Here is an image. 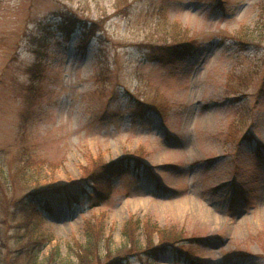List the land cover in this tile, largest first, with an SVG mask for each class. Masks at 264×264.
Here are the masks:
<instances>
[{
	"label": "rangeland",
	"instance_id": "obj_1",
	"mask_svg": "<svg viewBox=\"0 0 264 264\" xmlns=\"http://www.w3.org/2000/svg\"><path fill=\"white\" fill-rule=\"evenodd\" d=\"M263 6L0 0V174L14 180L0 193L68 188L105 162L119 167L98 193L87 183L78 200L42 211L54 235L42 258L58 247L55 264H78L89 221L104 230L105 261L129 249L132 217L139 246L185 240L123 264H264ZM183 41V53L164 50ZM35 51L38 74L27 72ZM28 154L36 166L14 174Z\"/></svg>",
	"mask_w": 264,
	"mask_h": 264
},
{
	"label": "trees",
	"instance_id": "obj_2",
	"mask_svg": "<svg viewBox=\"0 0 264 264\" xmlns=\"http://www.w3.org/2000/svg\"><path fill=\"white\" fill-rule=\"evenodd\" d=\"M264 10V6H263ZM67 23V22H66ZM68 29L73 28V23L67 24ZM96 29L90 30L86 36L93 35ZM72 30H69L71 32ZM190 43L183 41L179 43L168 44L164 47V50L172 52L173 54L183 53L190 49ZM36 53L35 61L28 68L27 72L39 73L41 71L39 64V55ZM34 89H32L33 91ZM30 155L25 156V161L21 162L22 165L16 167L14 174L20 173L26 174L31 170L32 166H36L31 163ZM29 161V162H28ZM37 161H34L36 164ZM101 176L94 177V172L89 173L79 180L72 182L69 187L63 185L57 186L54 183L45 184L42 186L30 187L26 191H23L19 195H2L1 200L3 209L0 210V264H55L59 257L58 247H54L50 254L42 258L41 254L45 246L54 239V235L51 231L43 228L40 224L42 218V211H50L52 205L57 201L61 200L65 203H71L72 201L78 200L83 194L86 193V189L91 183L93 191H100L98 185L102 179H109L119 168L117 163L114 161H108L103 163L101 166ZM33 168V167H32ZM32 171V170H31ZM28 178L25 177L27 181ZM4 183V188L9 189V185L13 186L14 180L12 176H5L0 174V185ZM67 188V189H66ZM9 205H12L10 208ZM31 214L38 216V219L30 218ZM136 220L129 217L123 225V235L130 242V247L124 252L114 253L107 255V259H100V250L98 247L101 244L102 234L104 230L101 226L95 228L90 226L89 221L84 225V231L86 234L85 243L80 244L77 241L75 243V256L78 264H123V259H128L131 255L144 256L146 259L152 257L154 260L157 259V252L164 251L166 249L175 248L185 239L179 237L176 233L174 236L160 237L156 244H153L151 238L143 246L136 244L134 235L133 224ZM138 223V221L136 222ZM10 228L12 234L6 236L7 230ZM107 253V252H106Z\"/></svg>",
	"mask_w": 264,
	"mask_h": 264
}]
</instances>
